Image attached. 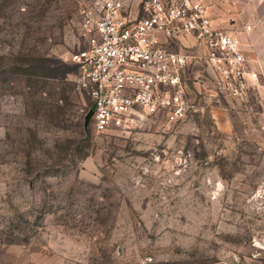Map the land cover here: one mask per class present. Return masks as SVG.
<instances>
[{
  "label": "rangeland",
  "instance_id": "1",
  "mask_svg": "<svg viewBox=\"0 0 264 264\" xmlns=\"http://www.w3.org/2000/svg\"><path fill=\"white\" fill-rule=\"evenodd\" d=\"M114 1L133 19L145 0ZM262 1H224L218 26L239 34ZM90 4L0 0V264H264L260 66L245 101L189 80L184 122L99 134L74 93Z\"/></svg>",
  "mask_w": 264,
  "mask_h": 264
},
{
  "label": "built area",
  "instance_id": "2",
  "mask_svg": "<svg viewBox=\"0 0 264 264\" xmlns=\"http://www.w3.org/2000/svg\"><path fill=\"white\" fill-rule=\"evenodd\" d=\"M120 8L114 0H91L80 23L84 47L72 55L74 93L91 102L95 132L146 118L184 122L193 108L189 80H210L216 94L237 102L260 86L244 43L215 24L205 0H145L133 19ZM186 38L195 46L181 44ZM197 66L203 69L194 79Z\"/></svg>",
  "mask_w": 264,
  "mask_h": 264
},
{
  "label": "crops",
  "instance_id": "3",
  "mask_svg": "<svg viewBox=\"0 0 264 264\" xmlns=\"http://www.w3.org/2000/svg\"><path fill=\"white\" fill-rule=\"evenodd\" d=\"M224 1L226 0H205L208 5H212L211 14L217 26L221 25V23L224 24L227 21L233 23V18H235V15L226 12L224 9ZM262 2H264V0ZM231 8L233 9L235 6H231ZM250 22L251 23L248 25L250 26L249 30L245 27L239 34H233L242 40L250 59L254 61L253 64L259 65L261 73L264 75V9H261V11L253 10L251 12ZM181 44L189 47L195 46V42L190 38L182 39ZM173 49L179 50L180 45L178 47H173ZM200 74V70L196 69L194 72V79H198Z\"/></svg>",
  "mask_w": 264,
  "mask_h": 264
},
{
  "label": "water",
  "instance_id": "4",
  "mask_svg": "<svg viewBox=\"0 0 264 264\" xmlns=\"http://www.w3.org/2000/svg\"><path fill=\"white\" fill-rule=\"evenodd\" d=\"M92 115H93V111L90 110V111L88 112V114L86 115V125H88V124L90 123L91 118H92Z\"/></svg>",
  "mask_w": 264,
  "mask_h": 264
}]
</instances>
